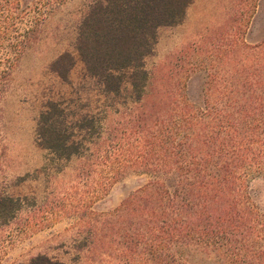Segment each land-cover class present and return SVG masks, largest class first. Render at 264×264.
<instances>
[{
	"label": "trees",
	"instance_id": "1",
	"mask_svg": "<svg viewBox=\"0 0 264 264\" xmlns=\"http://www.w3.org/2000/svg\"><path fill=\"white\" fill-rule=\"evenodd\" d=\"M64 1L0 0V125L19 60ZM191 1L94 0L77 28L75 51L86 74L105 100L128 93L134 110L114 122L105 106L96 141H85L83 133L97 131L92 122L77 120V136L66 109L51 102L39 115L37 144L53 160L80 164L92 189L74 202L75 212L87 210L128 171L149 181L98 219L90 213L82 226L87 237L74 247L79 256L71 264H195L191 250L213 252L227 264H264V209L249 188L251 178L264 177V39L246 47L254 61L243 76L207 96L203 108L186 98L166 112L142 106L144 63L158 31L181 24ZM72 67L64 53L51 70L66 81ZM3 144L0 128V164ZM170 174L168 186L161 178ZM5 201L13 198H0V205ZM18 264L66 263L40 254Z\"/></svg>",
	"mask_w": 264,
	"mask_h": 264
},
{
	"label": "rangeland",
	"instance_id": "2",
	"mask_svg": "<svg viewBox=\"0 0 264 264\" xmlns=\"http://www.w3.org/2000/svg\"><path fill=\"white\" fill-rule=\"evenodd\" d=\"M93 1L65 0L44 20L4 97L0 198L12 197L13 203L0 205V264L26 263L40 254L71 264L79 256L74 247L83 246L87 237L82 226L90 213L98 219L149 181L128 171L87 210L75 212L74 202L92 189L78 170L80 164L53 160L37 144L38 118L51 102L66 109L70 128L82 118L92 122L97 131L83 133L85 141H96L105 106L114 122L134 110L128 93L105 100L75 51L77 28ZM263 39L264 0H192L181 24L158 31L154 53L144 63L143 109L175 110L181 98L203 108L207 96L224 92L226 81L243 76V69L254 61L246 47ZM64 53L73 58L66 81L51 70ZM72 129L79 136L77 128ZM161 179L168 186L174 183L172 174ZM249 188L253 202L264 209V177L251 178ZM189 255L195 264H227L213 252L191 250Z\"/></svg>",
	"mask_w": 264,
	"mask_h": 264
}]
</instances>
